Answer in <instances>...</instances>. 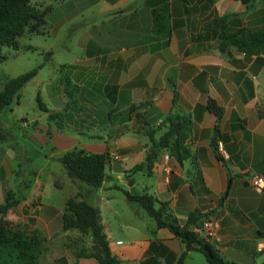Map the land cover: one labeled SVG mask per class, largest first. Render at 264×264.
<instances>
[{"label":"crops","instance_id":"crops-1","mask_svg":"<svg viewBox=\"0 0 264 264\" xmlns=\"http://www.w3.org/2000/svg\"><path fill=\"white\" fill-rule=\"evenodd\" d=\"M32 2L49 8L44 33L49 38H77L74 50L66 46L64 51L63 45L47 52V61L58 51L68 53L56 64L59 74L47 84L70 87L51 92V105L42 101L48 108L42 111L56 129L47 131V141L57 150L52 158L59 161L74 147L110 156L100 187L73 179L62 167L74 188L63 197V205L46 195L44 183L40 192L35 191L36 175L31 194L9 210L7 219L13 223L18 219L15 224L20 227L30 220L32 229H26L40 232L38 264H100L94 257L77 255L92 249L90 235L63 228L67 200L79 192L80 198L100 209L119 264H143L147 258L178 264L186 249L179 237L158 227L155 218L125 192L132 196L147 192L167 202L181 226L195 210L208 213L219 237L213 244L227 259L263 262L264 248L258 247L264 244V188L256 190L251 180L258 173L264 176V171L254 169L264 162V51H244L220 38L243 28L264 30V0ZM217 17H226V22L212 24ZM38 77L39 72L32 80ZM6 79L0 78V89ZM42 82L46 81H38ZM210 100L222 108L220 119L209 109ZM140 103L145 105L136 112L144 117L129 114L130 107ZM172 110L191 117V155L179 161L163 150L150 170L132 171L146 161L151 146L146 128H155ZM57 112L63 116L50 119ZM5 113H0V204L9 190L17 197L22 193L17 139L2 119ZM31 123L34 133L42 130L37 118L23 117L21 126ZM183 264L208 263L202 252L190 250Z\"/></svg>","mask_w":264,"mask_h":264},{"label":"trees","instance_id":"trees-1","mask_svg":"<svg viewBox=\"0 0 264 264\" xmlns=\"http://www.w3.org/2000/svg\"><path fill=\"white\" fill-rule=\"evenodd\" d=\"M49 8H41L32 0H0V61L7 59L3 54L5 47L20 49L19 38L23 35L44 34L48 29L47 14ZM226 22V17H217L212 24ZM220 40L231 43L241 50L259 49L264 51V30L239 29L235 32H224ZM27 47L26 49H30ZM42 68V65L26 71L16 77L8 79L0 89V113L9 110L14 102H19L23 87L32 80ZM40 108L48 111L38 94ZM132 105L129 114L136 112L141 106ZM209 109L220 119L223 110L214 100L209 101ZM63 114L57 112L50 114V119L61 118ZM131 117V115H130ZM137 118L144 115L136 112ZM192 120L188 114L172 110L162 122L154 127H147L146 134L151 140V146L146 155V161L136 165L132 171L138 172L144 169L150 170L161 151L166 150L177 160L182 161L191 155L188 140L190 137ZM163 131L161 135L158 133ZM0 136L2 134L0 132ZM108 153H93L83 148L74 147L66 151L59 161L65 171L76 180L84 182L92 187H100L106 179V166L109 162ZM58 186H60L58 184ZM228 189L225 195L228 194ZM130 200L139 202L155 218L158 227H167L186 246L180 255L178 264H183L187 252L200 251L206 257L208 264H240L227 259L215 245L207 239L203 232V224L209 218L208 213L195 210L189 213L185 226H181L167 202L160 201L147 192L140 195H130L125 192ZM224 195V197H225ZM79 192L68 198L63 213L64 230L78 229L84 235H90L93 240L92 249L89 252H78V256L94 257L100 264H119L120 259L112 253L110 242L102 223L100 209L89 204L85 198H80ZM22 199L23 194L16 196L15 191L9 190L6 201L0 204V264H38L41 253L42 237L39 231L27 230L6 218L9 210L14 209ZM143 264H162L155 258H147ZM260 264H264V261Z\"/></svg>","mask_w":264,"mask_h":264},{"label":"rangeland","instance_id":"rangeland-1","mask_svg":"<svg viewBox=\"0 0 264 264\" xmlns=\"http://www.w3.org/2000/svg\"><path fill=\"white\" fill-rule=\"evenodd\" d=\"M19 42L21 47L18 50L10 47H5L3 49V54L7 56V59L0 61L1 79L5 80L6 78L9 79L16 77L37 67L38 65L43 64L45 66L42 70H39V77L35 80L29 81V83H27L22 89L19 102H14L11 105V108L6 110V113L2 116L4 123L12 126L11 133L15 135L17 139L16 144L14 145L16 146V152L18 154L19 163L17 164L21 165V182L18 189L22 192L21 194H23L26 199L27 195L31 194V185L35 181L36 175H38L39 182L35 186V191L40 192L44 188V183L46 187V195L50 196V199L54 203L63 205V197L72 193L74 188L71 183H68V178L63 171H61V168L63 167L62 163L57 161L55 158H52L57 157V154H53L54 152L56 153L57 150H53V145L47 141V131L51 128L54 130L56 129L55 125L48 123L49 120L46 113L40 108L39 101L37 100V93H41L43 102L51 105L54 93H59V91L64 88L65 91L70 90V87H66L65 85H61L59 83L54 84L52 87L47 84L50 77L59 74V66L56 64L60 58H65V55L68 53L65 52L66 54L64 53L62 55V52L58 51L56 52L55 59L47 61V52L48 49H50L49 47H52L54 50H58L63 45L64 51L66 50V46L70 47L71 50H74L77 46V38L61 36L53 39L49 38L46 34L35 33L32 35L21 36L19 38ZM27 47L31 48L26 49ZM43 80L46 82H42V84L38 83V81ZM51 92H53L52 96ZM23 117H26L28 120L37 118L39 120V126L42 130L38 129L39 131L34 133L35 126L33 123H31L30 126L26 125L28 127H22ZM70 132L74 131L70 129ZM2 146L3 145L0 141V147ZM58 184L61 186H58ZM25 199H22L21 202ZM35 208L36 207L33 206L32 209ZM23 209H21V206L18 207V210L23 211ZM11 220H15V217ZM17 220L18 219L15 221ZM25 224L26 225L22 224L21 226L23 228L32 229L30 220L26 221ZM77 240L87 239L77 238Z\"/></svg>","mask_w":264,"mask_h":264},{"label":"built area","instance_id":"built-area-1","mask_svg":"<svg viewBox=\"0 0 264 264\" xmlns=\"http://www.w3.org/2000/svg\"><path fill=\"white\" fill-rule=\"evenodd\" d=\"M220 151L223 153L224 157H228L226 153H224V149L222 146L219 147ZM251 185L254 187L256 190H262L264 188V176L260 173L256 174L253 176L251 180ZM203 232L207 239L211 241L212 243L219 241V237L217 235L216 231V225L212 217H209L208 219L205 220L203 224ZM264 248V244L261 243L258 247L259 250H262Z\"/></svg>","mask_w":264,"mask_h":264},{"label":"water","instance_id":"water-1","mask_svg":"<svg viewBox=\"0 0 264 264\" xmlns=\"http://www.w3.org/2000/svg\"><path fill=\"white\" fill-rule=\"evenodd\" d=\"M254 169H255L256 171L263 172V171H264V162H261V163H259V164H256V165L254 166Z\"/></svg>","mask_w":264,"mask_h":264}]
</instances>
